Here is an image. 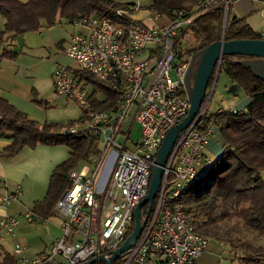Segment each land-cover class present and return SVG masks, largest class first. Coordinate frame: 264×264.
Instances as JSON below:
<instances>
[{"label":"built area","instance_id":"obj_1","mask_svg":"<svg viewBox=\"0 0 264 264\" xmlns=\"http://www.w3.org/2000/svg\"><path fill=\"white\" fill-rule=\"evenodd\" d=\"M229 1L199 0L190 11L177 8L161 24L131 18L122 9L117 11L131 18L127 23L96 14L70 21L80 28L65 47L71 63H56L52 81L55 92L75 102L81 114L59 131H85L99 150L88 156L86 164L67 172L69 184L53 208L60 235L46 250L17 256V264H79L99 254L108 256L120 245L132 229L134 207L147 193L156 151L168 128L181 120L189 106L184 75L190 54L189 59L179 60L176 50L186 40L193 20L190 13L219 4L226 8ZM259 13L264 19V0ZM161 15L150 12L149 17L155 20ZM84 73L107 80L116 89L110 107L92 108V100L104 94L97 96L99 89L91 87ZM206 103L207 99L195 119L178 131L149 216L134 244L120 255L121 264H199L208 237L195 227L185 195L212 162L206 148L216 122L202 124ZM221 110L225 109L217 112ZM134 124L136 137L131 135ZM20 195L19 185L0 194V206ZM21 218L33 222L43 217L32 209L6 214L0 217V231L13 234ZM21 250L15 242L14 253Z\"/></svg>","mask_w":264,"mask_h":264},{"label":"trees","instance_id":"obj_2","mask_svg":"<svg viewBox=\"0 0 264 264\" xmlns=\"http://www.w3.org/2000/svg\"><path fill=\"white\" fill-rule=\"evenodd\" d=\"M184 1L151 0L142 6L134 0H0V39L5 33L14 36L82 15L96 14L112 22H129L131 18L119 13V9L133 13L138 8H146L173 17L177 8H184ZM190 15L193 16L191 25L196 27L202 38L196 49L220 38L224 15L222 4L204 11L195 10ZM259 37L261 35L243 18L230 19L223 34L224 39ZM186 52L191 54L189 49ZM15 55L13 50L2 49L0 59ZM248 57L251 56H221L219 71L223 68L229 79L249 96V100L241 111L225 109L202 116V124L210 120L216 122L223 141L222 150L187 188L185 198H191L187 208L192 212L197 230L208 238L226 243L239 264H264V245L241 234L243 229L264 239V178L261 174L264 170V79L254 76L248 66L238 62ZM84 75L105 95L100 100H92V108L110 107L115 101L116 89L109 82L105 84L86 73ZM37 101L42 103V100ZM65 125L35 121L0 96V136L10 138L9 144L0 150V156H11L24 145L36 143L64 144L69 148L68 157L51 170L44 197L32 206V210L42 217L50 214L56 199L68 186V170L95 150L93 137L85 131L60 132L59 129ZM146 207L147 204L142 207L143 211ZM232 212L236 221L229 223L227 218ZM8 261L12 262L10 255L5 253L0 264ZM112 264H120V256Z\"/></svg>","mask_w":264,"mask_h":264},{"label":"crops","instance_id":"obj_3","mask_svg":"<svg viewBox=\"0 0 264 264\" xmlns=\"http://www.w3.org/2000/svg\"><path fill=\"white\" fill-rule=\"evenodd\" d=\"M198 1L185 0L183 4L189 6ZM262 1L230 0L228 6L224 7V16L228 14L230 19L243 18L246 23L255 28V21L261 19L259 7ZM150 12L146 8H138L129 14L131 18L149 24H161L171 18L163 13L164 21L152 20L149 17ZM41 27L38 29L40 38L30 45H27L24 36L22 37L24 32L14 36L11 33H5L0 39V52L2 49L16 52L12 59H0V96L35 121L67 124L80 117V109L75 102L55 92L52 70L56 63L68 62L69 57L65 54V47L69 36L77 30H74L70 22L66 20ZM255 32L264 38V32L256 30ZM187 35L188 33L185 36L186 40ZM20 36L21 41L18 39ZM65 36L68 37L65 38ZM15 41H18V44ZM33 94L42 100L41 104L32 101ZM248 100L249 96L244 94L239 106H231V108L243 109ZM213 133L206 149L219 154L223 141L216 124ZM9 142L10 138L0 136V150ZM92 153L81 161L82 164L87 163L88 156ZM68 155L69 148L64 144L36 143L32 146L24 145L11 156H0V194L11 191L17 185L21 189V195L17 199L12 200L5 207L0 206V217L32 209L34 203L40 201L46 193L51 170ZM53 208L54 204L50 214L33 222L21 218L13 234L0 231V261L4 254L8 253L12 262L8 261L7 264H17L16 257L19 255L31 256L46 250L53 239L61 233L60 220L54 214ZM15 242L22 245L20 253L13 251ZM198 260L199 264H223L224 260L232 262L235 258L226 243L208 238L207 246Z\"/></svg>","mask_w":264,"mask_h":264},{"label":"water","instance_id":"obj_4","mask_svg":"<svg viewBox=\"0 0 264 264\" xmlns=\"http://www.w3.org/2000/svg\"><path fill=\"white\" fill-rule=\"evenodd\" d=\"M225 17V16H224ZM224 54H245L251 57L239 59L238 62L249 67L254 76L264 79V38H220L208 42L192 52L184 75V88L189 106L181 120L171 125L166 131L154 157L149 177L147 193L139 200L133 209V226L124 240L112 250L111 254H99L79 264H92L102 261L112 264L123 252L129 249L140 234L151 211L152 203L161 181L164 166L178 131L184 129L203 105L207 82L213 72L218 71L221 56ZM147 202V208L142 215L141 207Z\"/></svg>","mask_w":264,"mask_h":264},{"label":"rangeland","instance_id":"obj_5","mask_svg":"<svg viewBox=\"0 0 264 264\" xmlns=\"http://www.w3.org/2000/svg\"><path fill=\"white\" fill-rule=\"evenodd\" d=\"M137 5L141 4L142 6H144L145 4L149 3L151 0H134ZM194 6V4L192 5H184L183 7L190 11L192 9V7ZM142 9V8H141ZM163 14V13H162ZM225 15V14H224ZM223 15V20H222V24H221V36H223L224 34V30H225V26L228 23V21L230 20L229 15L227 14L226 17H224ZM159 21H164V16H160L158 18ZM58 22V21H56ZM70 22V21H69ZM0 23H1V19H0ZM158 23V22H157ZM255 25L252 29L255 31H262L264 32V19L261 17V19H258L257 21H255ZM70 24L73 26L74 30H78L79 27L74 24V22H70ZM43 27H47V25H43ZM42 28V27H41ZM187 35V40L185 41H180L177 50H176V57L177 59H189L188 52H184V50L187 48L190 50V53L192 54V52H194L195 50H197V46L201 43L202 38H201V34L198 32V30L196 29V27L194 25H191L187 28L186 30V34ZM24 36V39L26 41L27 45L32 44V42L38 40L40 38L38 29L37 30H28L25 31L24 34L22 35V37ZM220 36V37H221ZM21 36L18 37V39L21 41ZM68 36H65V38H67ZM15 43L18 44V41H15ZM186 47V48H185ZM194 49V51H193ZM190 54V56H191ZM6 58V57H3ZM6 59H12V58H6ZM69 59V58H68ZM63 64H70L71 60L69 59L68 62H61ZM219 67H220V63L217 72H213L212 75V81L210 83V85L206 88L205 91V95H204V99H203V104L205 102V100L207 99V103L205 106V115H209L211 113H214L217 111V109L219 108H223V109H227L228 107L231 106H239V103L243 100L244 97V91L243 89L236 83V82H232L229 77L227 76V74L224 72L223 68L219 71ZM170 74L173 75L172 71H170ZM101 82L107 84L108 81L107 80H102ZM91 83V87H96V89H98V87L96 85H94V83ZM88 87V86H87ZM102 91L99 89V93H97L98 97H101ZM37 100H41L40 98H38L35 94L32 95V101L37 103V104H41L39 103ZM236 109V108H234ZM242 109H236V111H241ZM138 134V125L134 124L133 129H132V137H136ZM214 134V133H212ZM212 134L210 135V137L212 136ZM214 136V135H213ZM99 150V146L96 143L95 145V150L93 151V153H97ZM221 152V150L219 151V153ZM207 154L210 156L211 159H214L218 153L207 149ZM83 159H85V157L80 158L77 161V164L79 162H81ZM86 163V162H85ZM85 163L82 164V162L80 164H76L75 166H83ZM262 177L264 178V170L261 172ZM191 201V198H188L187 200V204ZM192 203V202H191ZM236 221V217L233 214V212L230 214V216L227 218V222L229 223H233ZM241 234L246 235L247 237H250L254 242H258L264 245V239L261 238L259 235H257L254 232L251 231H245V230H241ZM120 264H121V258H120ZM223 264H239L238 260L235 259L232 262H230V260L223 262Z\"/></svg>","mask_w":264,"mask_h":264}]
</instances>
